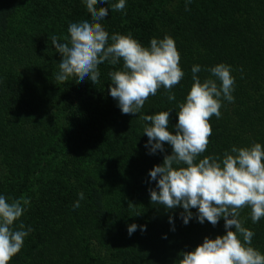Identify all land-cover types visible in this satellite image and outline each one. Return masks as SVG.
I'll list each match as a JSON object with an SVG mask.
<instances>
[{"label":"trees","instance_id":"trees-1","mask_svg":"<svg viewBox=\"0 0 264 264\" xmlns=\"http://www.w3.org/2000/svg\"><path fill=\"white\" fill-rule=\"evenodd\" d=\"M114 3L97 6L109 7L102 24L110 37L130 33L146 47L152 38L175 40L185 73L171 89L175 100L161 87L140 114H123L109 76L123 61L99 65L97 84L56 81L63 57L51 37L68 42L69 25L91 19L84 0H0V195L30 199L13 227L32 229L10 264H178L182 251L226 234L223 217L216 226L201 224L193 208L184 224L182 207L150 199L157 183L150 170L172 148L150 152L141 116L171 110L175 132L194 65L202 81L219 63L235 77L234 100H222L220 117L211 118L210 143L198 159L264 144V0H126L112 11ZM48 151L57 162L42 164ZM81 191L85 198L74 208ZM240 219L264 254V218L253 223L244 208Z\"/></svg>","mask_w":264,"mask_h":264},{"label":"clouds","instance_id":"clouds-1","mask_svg":"<svg viewBox=\"0 0 264 264\" xmlns=\"http://www.w3.org/2000/svg\"><path fill=\"white\" fill-rule=\"evenodd\" d=\"M84 2L91 19L71 23L70 36L64 38L68 42L51 37V43L63 57L55 80L67 82L74 77L77 83L90 79L97 84L99 65L123 61L121 70L109 73L110 95L118 101L123 114H140L146 100L161 87L169 91V101L175 100L171 89L185 75L175 40L171 36L152 38L150 47H146L130 33L110 37L102 24L109 15V7H97L109 5L110 0ZM191 2L186 0V5ZM125 6L126 0H118L111 4V10L122 11ZM200 71L199 65L192 67L193 84L186 101L179 104L175 132L169 128L171 110L141 116L147 122L143 134L148 137L145 146L150 152H164L165 144L172 148L171 154H166L163 162L150 170L151 179L157 182L155 188L149 189L150 199L154 205L169 210L182 207L184 224L193 218V208L197 209L196 218L201 224L207 221L216 226L222 217L225 221L226 234L205 237L193 250L182 251L178 264H264V254L252 246L254 232L244 227L240 219L244 208H250L253 223L264 218V144L233 146L222 159L218 155L198 159L210 143L211 118L220 117L222 100H234L235 85L232 68L226 63L208 69L211 76L203 81L197 75ZM78 195L74 208H79L85 198L82 191ZM29 203L28 198L9 201L0 195V264H10L32 231L30 227L25 231L23 223L19 229L13 227ZM137 227L131 224L129 235ZM141 230H146V226Z\"/></svg>","mask_w":264,"mask_h":264},{"label":"rangeland","instance_id":"rangeland-1","mask_svg":"<svg viewBox=\"0 0 264 264\" xmlns=\"http://www.w3.org/2000/svg\"><path fill=\"white\" fill-rule=\"evenodd\" d=\"M50 151V150H49ZM46 152V153H43V155L41 156V163L42 164H45V163H48V162H57V157L59 156V155H52V153L51 152ZM38 168V167H37ZM40 170V169H39ZM47 173V171L45 170L44 171V175ZM50 175V174H49Z\"/></svg>","mask_w":264,"mask_h":264}]
</instances>
